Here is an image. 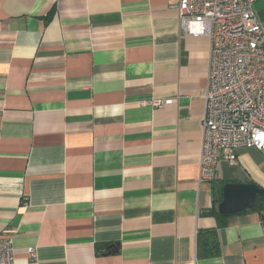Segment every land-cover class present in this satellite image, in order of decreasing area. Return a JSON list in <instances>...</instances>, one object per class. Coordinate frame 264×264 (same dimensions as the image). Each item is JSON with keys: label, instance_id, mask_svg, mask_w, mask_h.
Here are the masks:
<instances>
[{"label": "crops", "instance_id": "crops-1", "mask_svg": "<svg viewBox=\"0 0 264 264\" xmlns=\"http://www.w3.org/2000/svg\"><path fill=\"white\" fill-rule=\"evenodd\" d=\"M209 62L169 0H0V236L16 264L29 249L38 264H264L263 212L207 215L222 183L264 190L255 148L200 182ZM200 232L217 256L198 259Z\"/></svg>", "mask_w": 264, "mask_h": 264}, {"label": "built area", "instance_id": "built-area-1", "mask_svg": "<svg viewBox=\"0 0 264 264\" xmlns=\"http://www.w3.org/2000/svg\"><path fill=\"white\" fill-rule=\"evenodd\" d=\"M259 0H169L182 36L210 39L206 115L202 124L200 182L215 180L220 162L234 165L236 150L264 153V27ZM173 101H153L160 108ZM12 240L0 236V264H16ZM31 264L36 251L28 250Z\"/></svg>", "mask_w": 264, "mask_h": 264}, {"label": "water", "instance_id": "water-1", "mask_svg": "<svg viewBox=\"0 0 264 264\" xmlns=\"http://www.w3.org/2000/svg\"><path fill=\"white\" fill-rule=\"evenodd\" d=\"M222 189L223 200L218 207L222 216L231 217L245 210H252L261 198L263 199L262 220L264 222V190L251 183H227ZM118 248V245L112 246L107 253L116 252Z\"/></svg>", "mask_w": 264, "mask_h": 264}, {"label": "trees", "instance_id": "trees-1", "mask_svg": "<svg viewBox=\"0 0 264 264\" xmlns=\"http://www.w3.org/2000/svg\"><path fill=\"white\" fill-rule=\"evenodd\" d=\"M226 183L221 184V196L219 200L214 201V206L210 212H208V216L214 217L218 220L221 227H225L227 220L229 219V216H222L219 211L218 207L219 204L223 200V186ZM260 212H263V199L259 198L257 205L254 209ZM246 211V210H245ZM207 235L210 237L207 238ZM216 238V232H207V234L204 232H200L198 235V259H206L212 256H217L219 254V246L218 242L215 239Z\"/></svg>", "mask_w": 264, "mask_h": 264}]
</instances>
